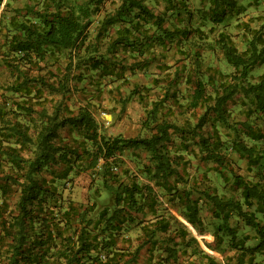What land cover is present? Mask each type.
I'll return each instance as SVG.
<instances>
[{
	"label": "trees",
	"instance_id": "obj_1",
	"mask_svg": "<svg viewBox=\"0 0 264 264\" xmlns=\"http://www.w3.org/2000/svg\"><path fill=\"white\" fill-rule=\"evenodd\" d=\"M243 1L168 27L119 0L90 35L104 0H0V264H264V12L244 18L264 0ZM133 99L146 133L107 134L95 112ZM159 195L193 231L207 207L233 256L203 251Z\"/></svg>",
	"mask_w": 264,
	"mask_h": 264
},
{
	"label": "rangeland",
	"instance_id": "obj_2",
	"mask_svg": "<svg viewBox=\"0 0 264 264\" xmlns=\"http://www.w3.org/2000/svg\"><path fill=\"white\" fill-rule=\"evenodd\" d=\"M119 0H104L103 5L101 8L95 13L93 16V23L89 27L90 35L94 33L96 30V26L98 25L97 22L100 20L101 16L104 14L106 10L111 9L112 7H115ZM169 2H173L176 6V9L173 13H170V11H165L166 5ZM145 2L151 7V9L157 13H163L165 14V26L170 27L173 22H178V26L185 25L186 19L188 17L189 13H193L192 20L190 21V24L195 26L197 22V9L201 8L202 6H207L208 0H145ZM249 0H244L243 3H248ZM179 4H182L184 7H179ZM253 4V3H252ZM264 12L263 4L260 2V6H254L251 5L246 8L245 16L244 18H253V21L251 22L252 25L258 24V21L254 18H257L258 15L260 17L262 16ZM177 14L178 16H181L179 19L176 18L174 14ZM185 18V19H184ZM177 19V20H176ZM232 25L235 26L234 21L230 20L228 22L227 27L225 30H227L230 33H234L237 31V29H233ZM222 28V27H219ZM240 33V34H239ZM237 34V37L235 38L237 45H240V36L241 31H239ZM205 60L207 61H213L215 64H218L222 68H224V63L221 61H217L219 57H216V54L211 55L210 53L205 55ZM217 58V59H216ZM168 61L171 62L169 59ZM205 61V62H207ZM228 69V68H227ZM261 72H264V66L260 67L254 72V75H257ZM0 83L5 82L8 77L4 70L0 73ZM134 81L138 80L140 83H145V79L143 76H138L137 78L133 79ZM95 117L99 123V125L106 129L107 134H114V133H120L124 136H136V135H144L146 131L142 129L140 119L143 117V110L139 103L136 101V99L132 100L130 103H128L123 110H120L119 106H116V109L112 112H104L102 110H98L95 112ZM193 120V118H192ZM125 162L128 166L133 167V162L128 160V158L125 157ZM142 180L149 182L148 180H145L141 177ZM79 187L77 188V193L79 195L85 196L86 193H89L90 190L87 189L89 177L86 175H81L79 178H77ZM152 184V183H150ZM77 194V195H78ZM78 195V196H79ZM159 201L167 208L168 211H170L178 221L182 222L190 233L195 237L197 240L199 246L203 251L208 253L209 255L213 256L215 259L219 261H224L230 256H233L234 249L229 247L226 243H223L221 245H216L214 242V236L212 235V225L211 222L213 221L209 215L207 207L202 208V216H204L205 220V226L200 231H193L191 229V225H188L189 223L185 220L183 221L182 216L180 215L179 210L166 201V198L163 195L158 196ZM145 257L144 255H141V259L143 260ZM198 259V258H197ZM203 261V260H201Z\"/></svg>",
	"mask_w": 264,
	"mask_h": 264
}]
</instances>
